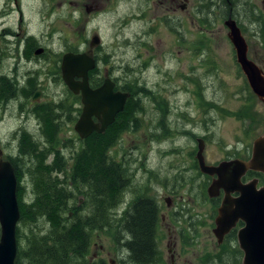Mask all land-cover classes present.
<instances>
[{"label":"rangeland","instance_id":"obj_1","mask_svg":"<svg viewBox=\"0 0 264 264\" xmlns=\"http://www.w3.org/2000/svg\"><path fill=\"white\" fill-rule=\"evenodd\" d=\"M189 1L181 10L170 0H20L36 47L47 49L52 64L46 98L32 107L27 93H18V107L0 110V151L14 166L16 197L27 210L15 232L25 264H92L94 252L96 264H110L117 253L128 262L123 219L140 199H151L159 212L157 264H211L222 251L224 241L217 243L213 233L220 204L207 193L215 176L199 170L197 139H203L207 164L248 159L254 139L264 134V103L236 63L221 8ZM93 34L101 39L93 48L97 72L106 69L118 90L129 94L108 130L112 139L101 162L81 157L87 147L74 124L82 104L56 67L65 52L88 51ZM112 161L118 166L113 170ZM95 169L111 179L106 193ZM263 175L253 177L259 186ZM45 177L62 193L54 201L49 193V214L43 204L51 202L38 200L35 191ZM80 194L86 196L82 209L75 208ZM99 221L108 225L98 227ZM60 234L72 245L61 246ZM45 246L54 251L43 254Z\"/></svg>","mask_w":264,"mask_h":264},{"label":"water","instance_id":"obj_2","mask_svg":"<svg viewBox=\"0 0 264 264\" xmlns=\"http://www.w3.org/2000/svg\"><path fill=\"white\" fill-rule=\"evenodd\" d=\"M228 37L236 51L237 61L246 75L252 91L264 103V76L258 67L246 57L245 41L233 20L226 21ZM100 43L97 34L91 36L89 46ZM95 65L88 53L66 52L61 59V76L73 93H80L82 112L74 124L80 138L92 131L103 132L122 111L129 94L113 90L114 82L106 78L97 88L88 83V71ZM78 78V79H77ZM97 119V122L93 120ZM196 158L201 172L215 176L207 187L209 197L219 196L223 191L221 203L215 217L213 233L217 243L236 226L238 245L243 252L242 264H264V186L257 187V178L247 182L242 176L248 171L264 173V134L253 141L251 156L248 159L231 158L217 164H207L203 156V140L197 139ZM16 176L9 160L0 159V264H14L16 256V226L20 217L16 197ZM234 193L236 195H234ZM84 195H79L81 202Z\"/></svg>","mask_w":264,"mask_h":264},{"label":"flooded vegetation","instance_id":"obj_3","mask_svg":"<svg viewBox=\"0 0 264 264\" xmlns=\"http://www.w3.org/2000/svg\"><path fill=\"white\" fill-rule=\"evenodd\" d=\"M203 1L206 8L214 9L217 8V6L221 8V19L223 22L222 27L224 29H227V36L229 28L226 24V21L233 20L235 22L246 44L245 49L247 59L252 61L258 67L262 76H264V0ZM170 3L172 6H178L181 10H186L187 7L191 4L189 0H170ZM204 3L202 4L203 6ZM197 8H200V6H198ZM196 9L194 8L195 11ZM22 14L23 12L20 6V0H0V110L12 109V107L15 106L14 104H16L18 107V93H27L26 97H29L28 103L33 107L35 104L39 103V100L42 97L46 98L47 93L51 91L50 82L52 78L50 70L52 64L51 61L47 62V49L43 46L36 47L37 40L35 37V33L32 29H29V24H32V21L29 22L28 19H26L25 21ZM19 30H21L22 32L20 33ZM29 41L31 42L29 43ZM229 41L234 48L236 63L239 65L242 71V75L246 78L241 65L237 61L235 47L230 39ZM90 51H92L93 53V49ZM94 59L96 64L88 72V83L91 88L99 87L104 82V79L106 77L112 79L106 69H103L102 75H99V73L97 72L98 61L95 57ZM56 67L57 72H59L61 75V62ZM91 71L92 73H90ZM95 73L97 74L96 79L94 77ZM112 80L115 83L114 90H118L117 82L114 81V79ZM72 94L74 95L75 100L79 101V103L81 104L80 93ZM3 104H6V106H4ZM14 118L15 116L13 117V119ZM2 119L3 115L0 116V120ZM93 120L97 122V119L95 117H93ZM93 133L94 132H92L91 134ZM0 159H4L2 157L1 151ZM250 172H252V174H250ZM260 174L261 173L259 172L248 170L244 174V176H242V181L246 182L248 179L253 178L255 175L260 176ZM210 178L213 179L212 177ZM222 195L223 191L221 190L219 196L214 198L219 204L221 202ZM234 195L236 194L234 193ZM166 200L168 199L166 198ZM84 201L85 198H83L81 202H79V200L77 199L75 208H81V206L84 204ZM124 246L127 248V243H124ZM70 249L72 250L75 248ZM77 249L82 252L81 255L85 254L81 246L77 247ZM70 253L72 256L73 252ZM22 254L23 253L21 252V250L17 248L14 264H22L23 261L25 264V260L23 259ZM120 255V253H117L115 258H112L110 260V264H124V260H121L122 257H120ZM76 256L77 254L75 255V257ZM99 260V254L97 252H94L91 257L92 264H96ZM105 263L106 261L104 260V264ZM76 264L78 263L76 262Z\"/></svg>","mask_w":264,"mask_h":264},{"label":"trees","instance_id":"obj_4","mask_svg":"<svg viewBox=\"0 0 264 264\" xmlns=\"http://www.w3.org/2000/svg\"><path fill=\"white\" fill-rule=\"evenodd\" d=\"M129 99L127 100V102ZM125 104V108H126ZM121 113V112H120ZM119 113V114H120ZM118 114V115H119ZM118 122V118H116L114 124ZM111 126V125H110ZM110 126L105 130L103 133H93L90 136L85 138V145L87 149H84L85 153L83 152L81 157H87L89 160L96 159L98 157L97 161L105 160L104 151L107 146L110 145L112 136L111 133L108 132ZM98 152V153H97ZM97 153V154H96ZM86 155V156H85ZM92 161H90L91 166ZM81 164V163H80ZM80 164L77 162V166L80 167ZM110 167L113 170V168H117V164L115 162L110 163ZM80 169V168H79ZM93 172V170H91ZM94 174L99 175V178H97L98 182L100 183V192L106 193L107 188L110 186V180L107 177L106 173L103 169H95ZM252 174V172H250ZM79 175V173H78ZM261 175V174H260ZM108 178V180H107ZM50 179V178H49ZM47 179V177L44 178L43 181H41L42 186L35 188V191L37 192L36 198L39 200L40 198H43L47 202H51L48 206L43 204V208L46 209L45 213L49 214L50 209L53 207L52 201H54L55 198H59L61 193L59 188L54 184H51V180ZM88 181V180H87ZM261 181H264V175L261 176ZM89 182L94 184V180L92 178L89 179ZM62 189V188H61ZM49 193L52 197V201L49 199ZM62 194V193H61ZM84 198L86 199V196L84 194ZM102 199L107 198L106 195H101ZM17 202L18 207L20 209V219H22L23 214H27V210L24 208L21 209V199L17 196ZM25 207V206H24ZM39 207V206H38ZM157 207L156 204L151 199H140L138 202L134 204L133 211L130 213L128 212L126 214V217L123 219V227L127 229L130 233V241L127 243L128 248V258L129 261L124 262V264H157L161 260V252L159 248L156 245V239H155V227L157 225L158 217H157ZM50 223H56L57 221L54 218H49ZM98 223V224H97ZM96 225L98 227H104L108 225L107 221H99ZM93 223H91L90 220V226ZM93 227V226H91ZM90 227V228H91ZM68 228V227H67ZM57 232V230H56ZM61 238H63L61 240ZM67 235L60 234L58 241H60V245H72L71 243H67ZM236 229H232L224 238V242L220 246L222 251L215 255L213 259H211V264H240V260L242 257V251L239 249L238 245L236 244ZM58 241L55 242V245H58ZM52 245V244H50ZM47 249L43 250V254H48V252L54 251L52 246L51 248L48 246H45ZM51 250V251H49ZM54 254V253H53Z\"/></svg>","mask_w":264,"mask_h":264},{"label":"bare ground","instance_id":"obj_5","mask_svg":"<svg viewBox=\"0 0 264 264\" xmlns=\"http://www.w3.org/2000/svg\"><path fill=\"white\" fill-rule=\"evenodd\" d=\"M29 123V122H28ZM29 145V144H28ZM63 159V158H62ZM46 171V170H45ZM139 191V190H138ZM138 194V193H137ZM62 214V213H61ZM66 214H67V212H66ZM44 218V217H43ZM63 218V217H62ZM64 219H66V218H64ZM48 220H50V219H48ZM48 222V221H47ZM60 222H61V220H60ZM42 224V223H41ZM41 224H39V225H41ZM42 225H44V224H42ZM52 226V225H51ZM44 228V227H43ZM35 229H36V227H35ZM45 229V228H44ZM41 230V229H40ZM45 231V230H44ZM43 231V232H44ZM80 231V230H79ZM125 235H126V233H125ZM72 236V235H71ZM122 240V239H121Z\"/></svg>","mask_w":264,"mask_h":264}]
</instances>
